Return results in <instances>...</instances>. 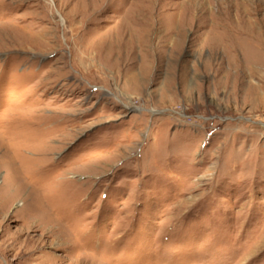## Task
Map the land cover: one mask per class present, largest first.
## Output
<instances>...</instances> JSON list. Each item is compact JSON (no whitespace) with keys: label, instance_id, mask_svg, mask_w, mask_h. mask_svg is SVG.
<instances>
[{"label":"rangeland","instance_id":"374dc122","mask_svg":"<svg viewBox=\"0 0 264 264\" xmlns=\"http://www.w3.org/2000/svg\"><path fill=\"white\" fill-rule=\"evenodd\" d=\"M0 264H264V0H0Z\"/></svg>","mask_w":264,"mask_h":264},{"label":"bare ground","instance_id":"6f19581e","mask_svg":"<svg viewBox=\"0 0 264 264\" xmlns=\"http://www.w3.org/2000/svg\"><path fill=\"white\" fill-rule=\"evenodd\" d=\"M90 5H91L92 7L95 6V5H93L92 3H91Z\"/></svg>","mask_w":264,"mask_h":264}]
</instances>
